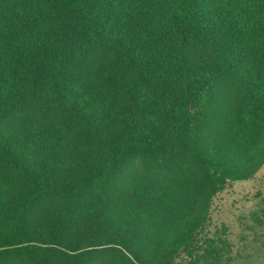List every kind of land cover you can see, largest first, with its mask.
<instances>
[{"label": "trees", "instance_id": "obj_1", "mask_svg": "<svg viewBox=\"0 0 264 264\" xmlns=\"http://www.w3.org/2000/svg\"><path fill=\"white\" fill-rule=\"evenodd\" d=\"M263 166L264 0H0V264H226Z\"/></svg>", "mask_w": 264, "mask_h": 264}, {"label": "rangeland", "instance_id": "obj_2", "mask_svg": "<svg viewBox=\"0 0 264 264\" xmlns=\"http://www.w3.org/2000/svg\"><path fill=\"white\" fill-rule=\"evenodd\" d=\"M203 235L224 245L226 264H264V166L215 196Z\"/></svg>", "mask_w": 264, "mask_h": 264}]
</instances>
